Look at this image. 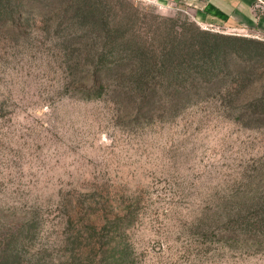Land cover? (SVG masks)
Returning <instances> with one entry per match:
<instances>
[{"label": "rangeland", "instance_id": "rangeland-1", "mask_svg": "<svg viewBox=\"0 0 264 264\" xmlns=\"http://www.w3.org/2000/svg\"><path fill=\"white\" fill-rule=\"evenodd\" d=\"M0 264H264V36L0 0Z\"/></svg>", "mask_w": 264, "mask_h": 264}, {"label": "crops", "instance_id": "crops-1", "mask_svg": "<svg viewBox=\"0 0 264 264\" xmlns=\"http://www.w3.org/2000/svg\"><path fill=\"white\" fill-rule=\"evenodd\" d=\"M188 11L202 26L264 36V0H159Z\"/></svg>", "mask_w": 264, "mask_h": 264}, {"label": "trees", "instance_id": "trees-1", "mask_svg": "<svg viewBox=\"0 0 264 264\" xmlns=\"http://www.w3.org/2000/svg\"><path fill=\"white\" fill-rule=\"evenodd\" d=\"M227 38H231L232 40L234 39H241V38H236V37H227ZM244 41H247L248 43H252V44H255V45H261L263 43L259 42V41H255V40H251V39H246V38H242ZM242 40V41H243ZM202 45V48L203 50L205 49H214V50H217L218 48H220V46L218 45V43H215V45L213 43H210L209 40H205V42H202L201 43ZM164 56L167 57V58H172L173 57V54H166L164 53ZM164 56H162V59L164 58ZM170 65V64H169ZM166 68H169V67H166ZM263 99H260L259 101L261 102Z\"/></svg>", "mask_w": 264, "mask_h": 264}, {"label": "built area", "instance_id": "built-area-1", "mask_svg": "<svg viewBox=\"0 0 264 264\" xmlns=\"http://www.w3.org/2000/svg\"><path fill=\"white\" fill-rule=\"evenodd\" d=\"M232 31H234V33H237V32H239V31H236V30H232Z\"/></svg>", "mask_w": 264, "mask_h": 264}]
</instances>
